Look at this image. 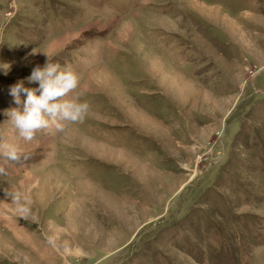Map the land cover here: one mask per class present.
<instances>
[{"label":"rangeland","instance_id":"1","mask_svg":"<svg viewBox=\"0 0 264 264\" xmlns=\"http://www.w3.org/2000/svg\"><path fill=\"white\" fill-rule=\"evenodd\" d=\"M48 56L89 110L25 141ZM0 135V264H264V0H0Z\"/></svg>","mask_w":264,"mask_h":264},{"label":"clouds","instance_id":"2","mask_svg":"<svg viewBox=\"0 0 264 264\" xmlns=\"http://www.w3.org/2000/svg\"><path fill=\"white\" fill-rule=\"evenodd\" d=\"M27 80L38 82V87H26L23 81L10 86L9 95L16 107L5 110L8 122L23 140L32 141L44 130L62 132L68 124L85 118L88 102L81 101L78 95H70L75 93L80 81V75L71 68L62 70L59 64L51 63L48 56L45 66L37 65ZM0 157L11 162L29 158L7 135H0ZM0 176H7L4 167H0ZM18 211L21 217L28 218L27 206H20Z\"/></svg>","mask_w":264,"mask_h":264}]
</instances>
